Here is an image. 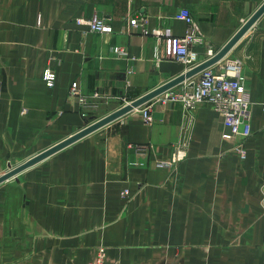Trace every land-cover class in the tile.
<instances>
[{
    "label": "crops",
    "instance_id": "1",
    "mask_svg": "<svg viewBox=\"0 0 264 264\" xmlns=\"http://www.w3.org/2000/svg\"><path fill=\"white\" fill-rule=\"evenodd\" d=\"M263 2L0 0V162L82 128L93 102L108 113L186 70L156 62L155 39L130 22L135 12L180 35L187 24L174 14L187 7L205 60ZM94 14L113 30L77 22ZM237 58L251 99L245 159L208 102L187 110L149 100L153 122L132 110L0 183V264H89L101 246L102 264H264V12L211 67ZM176 152L183 157L159 163Z\"/></svg>",
    "mask_w": 264,
    "mask_h": 264
},
{
    "label": "built area",
    "instance_id": "2",
    "mask_svg": "<svg viewBox=\"0 0 264 264\" xmlns=\"http://www.w3.org/2000/svg\"><path fill=\"white\" fill-rule=\"evenodd\" d=\"M142 13L135 12L130 18V22L134 26H141L143 34L150 35L155 39L153 57L156 62L171 59L184 64L188 70L203 61L199 59L193 46L197 42H202L204 36L197 20L187 7H181L174 14L175 18L183 20L187 24L184 33L180 35L174 33L167 25L146 26L147 19ZM77 22L86 24L88 30L95 32L106 33L113 30L110 17L105 15L94 14L87 18L79 17ZM215 52L213 47L209 45L207 58ZM224 66L225 71H217L211 66L205 67L197 74L196 78L186 79L151 100H158L163 103L179 101L187 110L195 108L202 102H208L223 118L225 130L222 136L233 140L234 152L241 159H245L247 157L245 139L252 134L250 91L242 73V61L240 59L228 60ZM43 78L49 86L54 84L55 72L50 66L44 69ZM70 91L72 94L77 92L76 81L72 82ZM93 95L98 98L101 94L99 91H95ZM130 100L125 99L121 105L130 102ZM148 102L135 108V110H139L145 123L154 121L151 105ZM91 105L97 107L98 102H93ZM141 148L142 146H138V149ZM181 157L183 155L176 152L172 159L162 160L159 163L167 165L181 159ZM123 192L126 194L128 190ZM104 255L105 247L101 246L96 262L89 264H102Z\"/></svg>",
    "mask_w": 264,
    "mask_h": 264
},
{
    "label": "water",
    "instance_id": "3",
    "mask_svg": "<svg viewBox=\"0 0 264 264\" xmlns=\"http://www.w3.org/2000/svg\"><path fill=\"white\" fill-rule=\"evenodd\" d=\"M264 12V2L253 12V14L243 22L235 34L212 56L201 61L196 66L185 70L184 72L174 76L173 78L163 82L162 84L156 86L155 88L133 98L130 102L120 105L116 109L108 112L107 114L93 119L91 122L83 126L82 128L76 130L75 132L69 134L63 139L51 144L50 146L36 152L35 154L29 156L25 160L15 165L8 163V168L0 173V183L15 177L22 170L28 168L29 166L43 160L54 152L62 149L63 147L71 144L72 142L86 136L87 134L99 129L100 127L108 124L109 122L125 115L126 113L132 111L133 109L141 106L142 104L153 99L160 93L166 91L167 89L176 86L177 84L189 79L196 74H198L205 67L211 66L220 60H222L233 45L244 35V33L254 24L258 17ZM221 71H225V66L221 68Z\"/></svg>",
    "mask_w": 264,
    "mask_h": 264
},
{
    "label": "rangeland",
    "instance_id": "4",
    "mask_svg": "<svg viewBox=\"0 0 264 264\" xmlns=\"http://www.w3.org/2000/svg\"><path fill=\"white\" fill-rule=\"evenodd\" d=\"M130 100V98H123L122 102H125L124 100ZM147 103V102H146ZM145 104V103H144ZM142 104V105H144ZM106 106H108L107 104H99L92 112V118L95 119L97 117H101L102 115H104L105 113H107V109ZM135 110V109H133ZM120 118V117H119ZM119 118L115 119L118 120ZM113 122V121H112ZM27 157V152L26 151H20L19 153H14L13 156L10 158V162L11 164L15 165L17 163H20L21 161L25 160ZM8 168L7 165V161L5 160V162H0V173H2L4 170H6ZM15 177H11L10 179L7 180H14ZM6 182V181H4Z\"/></svg>",
    "mask_w": 264,
    "mask_h": 264
}]
</instances>
